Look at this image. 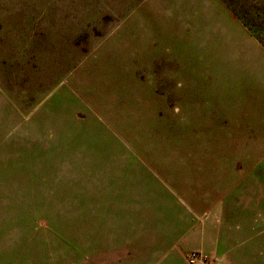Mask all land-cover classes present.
<instances>
[{
	"label": "rangeland",
	"instance_id": "1",
	"mask_svg": "<svg viewBox=\"0 0 264 264\" xmlns=\"http://www.w3.org/2000/svg\"><path fill=\"white\" fill-rule=\"evenodd\" d=\"M264 264V0H0V264Z\"/></svg>",
	"mask_w": 264,
	"mask_h": 264
},
{
	"label": "built area",
	"instance_id": "2",
	"mask_svg": "<svg viewBox=\"0 0 264 264\" xmlns=\"http://www.w3.org/2000/svg\"><path fill=\"white\" fill-rule=\"evenodd\" d=\"M198 260V255L196 253H192L190 256H189V262L191 264H195Z\"/></svg>",
	"mask_w": 264,
	"mask_h": 264
}]
</instances>
